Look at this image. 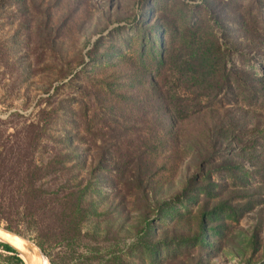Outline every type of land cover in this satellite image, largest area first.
<instances>
[{"label":"rangeland","instance_id":"1","mask_svg":"<svg viewBox=\"0 0 264 264\" xmlns=\"http://www.w3.org/2000/svg\"><path fill=\"white\" fill-rule=\"evenodd\" d=\"M0 7V153L14 162L32 145L39 184L53 192L42 224L19 218L16 229L49 264H264V194L235 196L264 174L210 170L198 119L224 107L264 113L250 87L264 84V54L248 50L249 41L264 49V0ZM102 148L115 151L106 166ZM138 159L160 202L132 204L135 188L118 181ZM74 187L86 197L79 215L65 204ZM4 255L0 247V264Z\"/></svg>","mask_w":264,"mask_h":264},{"label":"trees","instance_id":"2","mask_svg":"<svg viewBox=\"0 0 264 264\" xmlns=\"http://www.w3.org/2000/svg\"><path fill=\"white\" fill-rule=\"evenodd\" d=\"M3 1L5 2V0ZM0 8L3 12L5 11L3 7ZM229 18L231 19V17ZM217 22L224 26V23L219 18ZM240 24L245 25L243 21ZM222 35L224 39L226 38V42H232V34L223 32ZM232 44L240 47L244 43H235L233 41ZM249 45V51H252L254 48V52L262 51L264 54V49L261 46L255 45L252 41H249ZM258 84H250V87L259 92L264 101V84ZM255 96L257 95L255 94ZM204 112L200 114L198 119L204 131L202 150L208 155L204 159L213 161L210 164V170L224 167L230 171L231 175H235L234 168L236 166H244L249 168L248 170L251 175L264 174V113H255L254 110L236 107H224L221 111L218 109H209ZM162 124L166 127L167 123L162 121ZM169 125L170 121L168 123ZM63 133L69 132L65 131ZM171 134L173 133L171 132ZM30 146H27L23 158L16 159L14 162L11 161V158H2L0 153V219L6 222V227L13 230L20 227L21 219L19 218L27 220L28 223L36 224V226L42 224L44 210H52L53 203L56 200H53L50 195L53 193L52 190L49 191L39 184L42 175L39 171V164L36 163L37 160L33 157ZM75 147H68L65 150L66 153L62 154L59 152L60 155L58 156L75 154L73 153L75 152ZM114 152L113 149L108 148H102L100 152L98 151L100 159L98 161L99 165L106 166V161H114ZM195 153L198 156L200 155L198 150ZM221 153H224V155L220 156V161H216L217 163H215V155ZM79 161H86V159H78V165ZM198 164H200L199 168L201 169V162H198ZM147 167V164L141 163L140 159H138L127 168L129 172L126 177L123 174L118 175V181L120 183L127 184L130 188H135L134 193L139 199L132 201V204L138 206H142L143 202L148 204L150 196L154 202H160L159 199L162 198L161 192L153 193L154 187L151 186L153 182L147 176L149 173ZM237 192L235 196H245L250 193H255L256 195L254 197L260 198V195L264 194V184L238 189ZM120 197L122 204L129 202L125 194ZM85 198L83 191H78L74 187L71 191V197L67 199L65 204H74L71 208L74 207L77 210V206L80 203L82 204ZM80 210H83L81 205L76 215L80 214ZM48 216L51 217L50 213ZM122 220L126 222L124 215L122 216ZM0 247L5 252V264H24L23 260L7 244L0 242Z\"/></svg>","mask_w":264,"mask_h":264},{"label":"water","instance_id":"3","mask_svg":"<svg viewBox=\"0 0 264 264\" xmlns=\"http://www.w3.org/2000/svg\"><path fill=\"white\" fill-rule=\"evenodd\" d=\"M0 242L11 247L24 264H44L46 260L41 247L33 239L1 224Z\"/></svg>","mask_w":264,"mask_h":264},{"label":"bare ground","instance_id":"4","mask_svg":"<svg viewBox=\"0 0 264 264\" xmlns=\"http://www.w3.org/2000/svg\"><path fill=\"white\" fill-rule=\"evenodd\" d=\"M44 264H49L47 260L44 261Z\"/></svg>","mask_w":264,"mask_h":264}]
</instances>
